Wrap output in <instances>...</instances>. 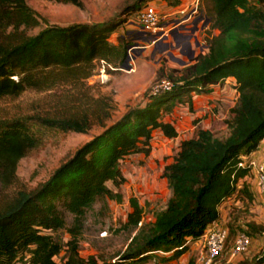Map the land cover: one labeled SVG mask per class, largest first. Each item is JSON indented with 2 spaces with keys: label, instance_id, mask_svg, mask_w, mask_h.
Wrapping results in <instances>:
<instances>
[{
  "label": "trees",
  "instance_id": "16d2710c",
  "mask_svg": "<svg viewBox=\"0 0 264 264\" xmlns=\"http://www.w3.org/2000/svg\"><path fill=\"white\" fill-rule=\"evenodd\" d=\"M53 1L80 6L79 0ZM140 1L131 10L138 11L148 0ZM160 1L169 7L179 3ZM201 4L200 16L218 32L207 39L205 52L182 68L171 90L154 95L143 108L129 110L32 190L6 194L16 180L18 162L38 143L30 129L32 122L14 118L0 123V264H13L24 255L30 264H59L54 258L61 242L43 230L63 228L69 240L62 264H98L92 256L79 255L80 231L85 213L108 195L106 183L124 181L119 161L147 153L156 129L168 138L175 137L173 125L161 120L162 110L171 111L186 98L190 104V92H204L227 79H233L237 94L227 124L229 134L219 138L199 129L181 141L162 173L171 193L165 208L152 222L137 228L140 211L133 203L128 225L137 232L118 259L120 263L148 264L155 251H172L171 257L178 256L189 238H199L219 219V206L236 191L252 199L245 182L238 187V181L249 173L238 164L264 138V0H201ZM36 24V14L26 0H0V100L17 98L28 90L43 92L59 82L79 88L93 71V60L106 58L114 49L108 40L116 27L113 23L47 26L34 35L24 32ZM128 45L122 47L123 58ZM91 102L100 100L92 98ZM93 117L85 111L67 118L39 117L34 123L86 133L94 119L101 120L100 114ZM66 215L71 216L69 226ZM237 264H264V248L254 259Z\"/></svg>",
  "mask_w": 264,
  "mask_h": 264
},
{
  "label": "rangeland",
  "instance_id": "374dc122",
  "mask_svg": "<svg viewBox=\"0 0 264 264\" xmlns=\"http://www.w3.org/2000/svg\"><path fill=\"white\" fill-rule=\"evenodd\" d=\"M79 1L80 6L53 0H26L37 18L36 25L24 28L27 35H34L47 26L113 23L116 27L108 40L114 49L106 58L93 60V71L82 79L79 88L74 89L68 82H59L43 92L28 90L17 98L0 100V123L14 118L28 120L32 122L30 129L38 137L37 145L18 162L16 180L7 195L21 189H34L77 149L129 110L143 108L162 84H173L182 68L189 64V54L195 56L205 52L207 39L218 32L210 29L204 20H197L187 25L193 29L186 26L180 29L182 33L176 40L171 38L155 44L145 33H139L140 16L145 6L138 11L131 10L140 0ZM146 4L165 11V14L176 9L163 5L160 0H148ZM126 43L129 45L123 58L122 47ZM82 94L86 99L81 97ZM92 98L100 102L94 104ZM190 101L188 104L186 98L171 111L162 110L161 120L173 125L175 137L168 138L156 129L152 132L147 153H134L119 161L124 181L118 185L107 182L108 195L98 199L83 218L78 244L82 258L92 256L98 264H129L120 263L118 258L137 228L152 222L154 215L165 208L171 193L162 173L179 151L181 141L192 138L199 129L210 130L219 138L229 134L227 124L237 104V94L229 79L218 86H209L204 92H190ZM85 111L90 119L94 118V113L101 117L99 122L94 119L86 133L62 132L34 123L39 117L67 118ZM249 177L245 183L252 195L251 200L236 191L219 206V219L209 225L199 238H189L181 254L171 257L172 251H155L148 264H187L189 261L201 264L205 234L213 226L226 229L227 239L212 264H237L257 257L264 248V201L251 190L254 176ZM241 185L238 182V187ZM133 203H137L140 211V223L135 229L128 225V215L134 210ZM66 222V226L71 224L70 215H66ZM241 231L250 237V245L246 252L231 258L230 248ZM43 232L61 242L60 253L54 259L62 264L69 234L65 228ZM13 264L30 263L24 255Z\"/></svg>",
  "mask_w": 264,
  "mask_h": 264
},
{
  "label": "built area",
  "instance_id": "2783aa9c",
  "mask_svg": "<svg viewBox=\"0 0 264 264\" xmlns=\"http://www.w3.org/2000/svg\"><path fill=\"white\" fill-rule=\"evenodd\" d=\"M179 0L174 6V11L165 14V11L157 10L149 4H145L140 16L139 33H145L151 43H160L165 40L179 38L182 32L180 29H193L188 24L195 23L197 20H204L200 16L199 7L201 0ZM162 2V1H161ZM163 5L167 6L164 2ZM180 34V35H179ZM173 84H162L153 94H159L163 91L171 90ZM240 167H246L253 174L258 193L264 201V158H254L250 155L241 156L238 164ZM227 238V230L224 228H215L214 226L207 230L205 234V253L200 258L201 264H212L224 248ZM250 245V237L241 231L237 234L231 248L230 257L235 258L247 251Z\"/></svg>",
  "mask_w": 264,
  "mask_h": 264
},
{
  "label": "crops",
  "instance_id": "0c3cea01",
  "mask_svg": "<svg viewBox=\"0 0 264 264\" xmlns=\"http://www.w3.org/2000/svg\"><path fill=\"white\" fill-rule=\"evenodd\" d=\"M229 80L231 81V84L233 85L234 84L233 79H229ZM249 155L254 157V158H257V159L264 158V138L260 141V143L258 145V148L254 152L250 153ZM249 176H252V174H249ZM249 176L248 175L245 176L244 178L240 179L238 182L239 183L246 182L247 180L250 179ZM251 190L253 192H255L258 197H260L254 178H253V181H252V189Z\"/></svg>",
  "mask_w": 264,
  "mask_h": 264
},
{
  "label": "water",
  "instance_id": "95a60500",
  "mask_svg": "<svg viewBox=\"0 0 264 264\" xmlns=\"http://www.w3.org/2000/svg\"><path fill=\"white\" fill-rule=\"evenodd\" d=\"M205 22L208 23V20H205ZM192 57H193V56H192V53H190L189 56H188V58L191 59Z\"/></svg>",
  "mask_w": 264,
  "mask_h": 264
}]
</instances>
